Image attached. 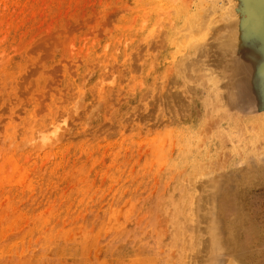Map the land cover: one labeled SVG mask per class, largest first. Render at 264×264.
<instances>
[{
    "label": "rangeland",
    "instance_id": "rangeland-1",
    "mask_svg": "<svg viewBox=\"0 0 264 264\" xmlns=\"http://www.w3.org/2000/svg\"><path fill=\"white\" fill-rule=\"evenodd\" d=\"M207 5L227 15L208 23L214 66L194 50L204 84L182 86L179 54ZM256 129L264 0H0V264H264ZM192 142L199 167L179 158ZM217 175L237 233L203 212L216 215Z\"/></svg>",
    "mask_w": 264,
    "mask_h": 264
},
{
    "label": "bare ground",
    "instance_id": "bare-ground-1",
    "mask_svg": "<svg viewBox=\"0 0 264 264\" xmlns=\"http://www.w3.org/2000/svg\"><path fill=\"white\" fill-rule=\"evenodd\" d=\"M210 4V3H209ZM215 6V5H214ZM214 8V10H215V8L216 7H213V5H207V6H205V7H203V9H202V11H200V13H198L197 15L195 14V18H197V20H196V23H194V24H192V27H191V29H190V33H188L189 35H188V39L190 40V41H192V44H191V46L189 47V49L187 50V49H185V51L182 53V54H179V58H180V60H181V62H183V66H181V67H178V70L176 71V72H182L183 74H184V76H183V78H184V80H183V82H180L179 81V76L177 75L176 76V78H178V80H177V82L176 83H181L182 84V86L184 85V86H190V84H191V82H194V83H198V84H204V82H203V80L199 77V76H195L194 77V74H193V70H194V66L195 65H191V62L190 63H187V60L189 59L190 61H193V57H192V53H193V51L194 50H196V51H198V53H197V55L195 56L196 58H197V56H198V67L201 69V67L202 68H204V66L205 67H213L214 66V63H212V62H210V61H206V63H204V61H203V58H205V57H208V54L206 55V53H205V51H206V48H205V44H206V37L208 36V35H210V34H212L214 31H212V33L209 31V27L210 26H208L210 23H212V22H214V21H217L219 18H221V17H218V16H222V15H220L219 13H215V12H210L209 10H211V9H213ZM222 9H224V8H222ZM207 10V11H206ZM213 10V11H214ZM217 10V9H216ZM219 10V9H218ZM217 10V11H218ZM205 11L207 12L206 14H205ZM209 11V12H208ZM225 11V10H224ZM224 13V12H223ZM228 15H229V13L228 12H226ZM226 15V14H225ZM225 15H223L224 17V20L226 19V16ZM190 17H192V16H190ZM222 19V18H221ZM223 20V19H222ZM218 22H220V21H218ZM217 22V23H218ZM209 23V24H208ZM217 25V24H216ZM219 33V32H218ZM217 33V34H218ZM214 34V33H213ZM211 36V35H210ZM213 36V35H212ZM208 38V37H207ZM210 38V37H209ZM211 40H212V38H211ZM220 40V39H219ZM210 41V40H209ZM219 42H221V41H219ZM215 43V42H214ZM218 43V42H217ZM190 45V44H189ZM210 48V47H209ZM224 48V47H223ZM212 50V49H211ZM222 51H224V49L222 50ZM195 52V51H194ZM224 53V52H223ZM196 54V53H195ZM214 73H210V72H208V74H211L212 76H215L216 74H215V72L216 71H213ZM209 80V79H208ZM208 80H207V82H208ZM210 81V80H209ZM209 83V82H208ZM195 86V85H194ZM175 87H176V84H175ZM216 88V87H215ZM217 89V88H216ZM218 91V90H217ZM200 92H201V90H200ZM187 93V92H186ZM184 96V95H183ZM173 98V99H172ZM169 99H172L171 100V102H170V104H174V103H176L179 99H181L180 97H179V95H178V97H173V96H171V97H169ZM178 99V100H177ZM200 100V99H199ZM186 102V101H185ZM187 105V104H186ZM186 105H184V106H186ZM219 106V105H218ZM204 107H206V106H204ZM183 109V108H182ZM200 109V108H199ZM180 110V109H179ZM198 110V109H197ZM224 111V110H223ZM222 111V112H223ZM200 112V111H199ZM216 113V112H215ZM225 113V112H224ZM195 114V113H194ZM198 114V113H197ZM226 114H227V112H226ZM226 114H224L222 117H226L227 115ZM195 116V115H194ZM206 116V115H205ZM210 116V115H209ZM213 117V116H212ZM211 117V118H212ZM216 117V116H215ZM223 118V119H224ZM226 118H228V117H226ZM226 118L224 119V121H226ZM213 119V118H212ZM222 118H221V120H223ZM231 119V118H230ZM254 119H256V118H254ZM239 120V119H238ZM242 120V119H241ZM252 120V119H251ZM262 120V119H261ZM261 120H259V121H261ZM208 122V121H207ZM252 122H254V120L252 121ZM209 123V122H208ZM212 123V122H211ZM223 123V122H222ZM233 123V122H232ZM248 123V122H247ZM201 124V123H200ZM226 124V123H225ZM231 124V123H230ZM235 124V123H234ZM245 124H246V122H245ZM253 124V123H252ZM242 125V124H241ZM244 125V124H243ZM246 125H248V124H246ZM255 125V124H254ZM205 126H206V124H205ZM219 126V125H218ZM239 126V125H238ZM215 127V126H214ZM222 127V126H221ZM248 127V126H247ZM250 127V126H249ZM253 127V126H252ZM225 128V127H224ZM227 128V127H226ZM240 128V127H239ZM255 128H257V125H256V127ZM190 129V128H189ZM193 129V128H192ZM228 129V128H227ZM243 129H244V127H243ZM242 129V130H243ZM248 129V128H247ZM252 129V128H251ZM207 130H210V129H207ZM232 131H233V129H231ZM255 130V129H254ZM197 131V130H196ZM235 131V133H237V134H240V133H238V132H240V131H236V130H234ZM188 132V131H187ZM218 132V131H217ZM243 132V131H242ZM191 133V132H190ZM207 133H208V131H207ZM235 133H233V135L235 134ZM236 134V135H237ZM215 135H217V134H215ZM226 134L224 133V136H225ZM40 136L42 137V139H45V138H47L46 136H45V132L43 133V132H41L40 133ZM218 136V135H217ZM216 136V137H217ZM228 136H229V134H228ZM240 136V135H239ZM252 136H254L256 139L257 138H261V139H263L264 138V129H262V130H257L256 129V131L255 132H253V134H252ZM207 137H209V136H207ZM225 137H227V136H225ZM224 137V138H225ZM234 138H235V136H233ZM228 138V137H227ZM239 138V137H238ZM255 138L253 139V140H255ZM191 139H193V141H196L197 139H196V136H191ZM231 139H233L232 138V136H231ZM243 139H244V136H243ZM246 139V138H245ZM251 139V138H250ZM225 140V139H224ZM234 140V139H233ZM236 140H238V139H236ZM241 141H243V140H241ZM245 141V140H244ZM249 141V140H248ZM216 142H217V140H216ZM259 142V141H258ZM231 143V142H230ZM260 143V142H259ZM192 144L195 146V150H193L192 149V151H190V153H192L191 155H188V154H185L184 152H182V153H180V155H179V158L181 159V158H187L188 156L190 157H188L189 158V160L187 161V162H189V163H192L193 164V166L194 167H196V166H198V164H199V161H200V158L204 155V148H202L201 147V145L200 144H202V142L199 144H196L195 142H192ZM217 144V143H216ZM248 144V143H247ZM188 145H189V143H188ZM206 145V144H205ZM229 145V144H228ZM236 145V144H235ZM242 145V144H241ZM207 146V145H206ZM207 147H209V146H207ZM236 147H237V145H236ZM235 147V148H236ZM238 147H241V146H238ZM246 147H248V146H246ZM187 148V147H186ZM185 148V149H186ZM218 148H219V146H218ZM230 148H231V146H230ZM254 148V147H253ZM252 148V149H253ZM217 149V148H216ZM256 149V148H255ZM190 150V149H189ZM261 150V149H260ZM237 151H239V150H237ZM262 151V150H261ZM208 152V151H207ZM221 152H222V150H221ZM230 152V151H229ZM248 152V151H247ZM187 153V152H186ZM225 153V152H224ZM233 153H234V151H233ZM252 153V152H251ZM179 154V153H178ZM208 154V153H207ZM216 154V153H215ZM219 154V153H218ZM228 154V153H227ZM236 154V153H235ZM244 154V153H243ZM255 155V154H254ZM253 155V156H254ZM258 155V154H257ZM256 155V156H257ZM262 155H263V153H262ZM262 155H261V158H262ZM211 156V155H210ZM222 156H224V155H222ZM229 156H230V154H229ZM235 156V155H234ZM249 156V155H248ZM255 156V157H256ZM205 157H207V155H205ZM204 157V158H205ZM217 157H219V155L217 156ZM225 157V156H224ZM237 157H238V155H237ZM203 158V157H202ZM214 158V157H213ZM248 158V157H247ZM179 159V160H180ZM233 159V158H232ZM241 159V158H240ZM246 159V158H245ZM244 159V160H245ZM256 159H257V157H256ZM179 160H178V162H179ZM223 160V159H222ZM243 160V161H244ZM177 161V160H176ZM182 161V160H181ZM208 161V160H207ZM213 161V160H212ZM231 161V160H230ZM254 161V160H253ZM178 162L176 163V164H178ZM186 162V161H185ZM185 162H184V164H185ZM209 162V161H208ZM228 162V161H227ZM240 162V161H239ZM255 162V161H254ZM174 163H175V161H174ZM183 164V163H182ZM183 164V165H184ZM201 164V163H200ZM206 164V163H205ZM175 165V164H174ZM173 165V166H174ZM230 165V164H229ZM186 166V165H185ZM209 166V165H208ZM179 167V166H178ZM181 167V166H180ZM188 167V166H187ZM199 167V166H198ZM204 167H205V165H204ZM234 167V166H233ZM175 168H177V166H175ZM203 168V167H202ZM212 168V167H211ZM228 168V167H227ZM173 169H174V167H173ZM183 169V168H182ZM181 169V170H182ZM200 169V168H199ZM202 171H203V169H202ZM188 172H190V171H188ZM251 172V171H250ZM252 173V172H251ZM250 173V174H251ZM191 175H192V173H191ZM244 177H246V176H244ZM257 177V176H256ZM191 178V177H190ZM219 178H220V175H217L216 176V178L211 182V183H209V188H210V190L212 191L211 193H209L208 194V198H210L209 199V201H212L213 202V200H216L217 201V199L219 200V203H218V205H217V209H215V211H216V215L214 216V214H215V212H213L212 213V211H210V212H207V211H203V212H205V213H210L211 215H212V219H214V220H217V218L219 219V221H220V223H221V225L223 226V228L222 229H219V230H221L222 232H224V233H231V231L234 229V231L237 233V232H239L238 231V229H239V227L243 224V217H242V215L240 214V213H237V212H233L232 211V209L230 208V206H229V204H230V202H231V195H230V193L229 192H223L222 190H223V188L222 187H220V182H219ZM236 178V177H235ZM247 178V177H246ZM184 179V178H183ZM229 180V179H228ZM238 180V179H237ZM242 180H244V179H242ZM193 182H195V180L193 181ZM253 182V181H252ZM239 183V182H238ZM243 184H245V183H243ZM180 188V187H179ZM191 188V187H190ZM238 190H239V188H238ZM236 192V191H235ZM236 195V194H235ZM182 196V195H181ZM239 198H241L240 196L238 197V199ZM208 200V199H207ZM240 200V199H239ZM192 202V201H191ZM186 204V203H185ZM192 205V204H191ZM190 207V206H189ZM209 209V208H208ZM201 210V209H200ZM245 214V213H244ZM191 216V215H190ZM207 218H208V216H207ZM196 221V220H195ZM218 221V220H217ZM202 222V221H201ZM201 227H203V226H201ZM200 229V228H199ZM195 230V229H194ZM197 230V229H196ZM242 231H243V229H242ZM187 232V231H186ZM215 232H216V230L214 231V229H212L211 231H210V235H212V236H215L216 234H215ZM251 233V232H250ZM196 238V237H195ZM204 238V237H203ZM184 241V240H183ZM211 242V241H210ZM242 242V241H241ZM242 244V243H241ZM178 245V244H177ZM203 245H204V242H202V241H199V240H197V239H194V238H192V240H190V242H189V246H190V248L191 249H197V248H203ZM205 245L206 246H208L206 243H205ZM214 245H217L216 243H213V246ZM251 245V244H250ZM210 246V245H209ZM254 248V247H253ZM204 250V249H203ZM252 251V250H251ZM199 253V252H198ZM253 253V252H252ZM219 254V253H218ZM237 254V253H236ZM213 255H215V253L213 254ZM217 256V255H216ZM219 256V255H218ZM250 260H251V258H249ZM229 262V261H228ZM230 264V263H229ZM233 264V263H232Z\"/></svg>",
    "mask_w": 264,
    "mask_h": 264
}]
</instances>
